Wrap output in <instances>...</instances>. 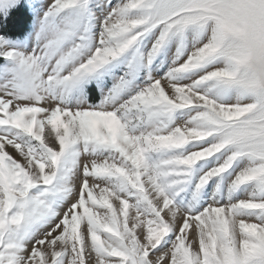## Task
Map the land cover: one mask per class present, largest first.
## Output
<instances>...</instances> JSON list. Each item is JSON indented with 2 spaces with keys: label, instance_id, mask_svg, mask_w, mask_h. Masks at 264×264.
I'll return each instance as SVG.
<instances>
[{
  "label": "snow or ice",
  "instance_id": "obj_1",
  "mask_svg": "<svg viewBox=\"0 0 264 264\" xmlns=\"http://www.w3.org/2000/svg\"><path fill=\"white\" fill-rule=\"evenodd\" d=\"M0 264H264V0H0Z\"/></svg>",
  "mask_w": 264,
  "mask_h": 264
},
{
  "label": "trees",
  "instance_id": "obj_2",
  "mask_svg": "<svg viewBox=\"0 0 264 264\" xmlns=\"http://www.w3.org/2000/svg\"><path fill=\"white\" fill-rule=\"evenodd\" d=\"M30 25V20H26L22 25L21 28L22 30H26L27 27Z\"/></svg>",
  "mask_w": 264,
  "mask_h": 264
}]
</instances>
